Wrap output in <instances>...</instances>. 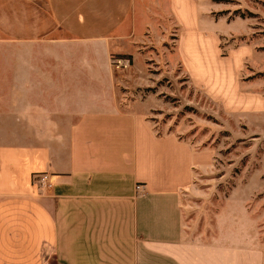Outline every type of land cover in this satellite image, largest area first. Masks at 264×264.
<instances>
[{
  "label": "crops",
  "instance_id": "crops-1",
  "mask_svg": "<svg viewBox=\"0 0 264 264\" xmlns=\"http://www.w3.org/2000/svg\"><path fill=\"white\" fill-rule=\"evenodd\" d=\"M208 10L206 0H0V264L264 263L235 214H218L209 234L193 227L202 152L159 133L150 104L123 108L117 94L112 55L134 62L135 47L190 22L199 42L220 23Z\"/></svg>",
  "mask_w": 264,
  "mask_h": 264
},
{
  "label": "rangeland",
  "instance_id": "rangeland-1",
  "mask_svg": "<svg viewBox=\"0 0 264 264\" xmlns=\"http://www.w3.org/2000/svg\"><path fill=\"white\" fill-rule=\"evenodd\" d=\"M206 4L220 23L199 42L190 22L135 47L134 62L111 56L129 62L113 69L117 94L123 108L150 104L159 133L202 152L189 191L193 227L209 234L218 214H235L239 236L248 231L264 259V0Z\"/></svg>",
  "mask_w": 264,
  "mask_h": 264
},
{
  "label": "built area",
  "instance_id": "built-area-1",
  "mask_svg": "<svg viewBox=\"0 0 264 264\" xmlns=\"http://www.w3.org/2000/svg\"><path fill=\"white\" fill-rule=\"evenodd\" d=\"M111 66L113 67V69H123L129 66V62L126 58L117 57L111 61ZM37 184L42 193L50 189L52 186L49 175L47 173H42L38 176ZM140 187V185H137L136 189L139 190Z\"/></svg>",
  "mask_w": 264,
  "mask_h": 264
},
{
  "label": "trees",
  "instance_id": "trees-1",
  "mask_svg": "<svg viewBox=\"0 0 264 264\" xmlns=\"http://www.w3.org/2000/svg\"><path fill=\"white\" fill-rule=\"evenodd\" d=\"M128 58H130V57L128 56Z\"/></svg>",
  "mask_w": 264,
  "mask_h": 264
}]
</instances>
